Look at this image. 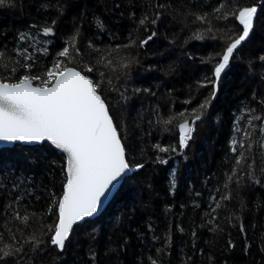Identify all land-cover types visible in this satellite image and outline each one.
I'll return each mask as SVG.
<instances>
[{
    "label": "trees",
    "instance_id": "obj_1",
    "mask_svg": "<svg viewBox=\"0 0 264 264\" xmlns=\"http://www.w3.org/2000/svg\"><path fill=\"white\" fill-rule=\"evenodd\" d=\"M41 2L14 0V7L0 9V41L6 40L11 47L17 30L56 19L50 51L54 55L73 34L74 27L79 28L78 46L83 58L77 57L78 62L71 65L78 69L84 64H97L98 55L89 47L90 43L101 48L108 45L112 52L109 58L114 63L111 69H101L107 73L102 86L103 98L118 127L129 163H142L144 167L129 174L98 218L75 227L63 251L48 243L38 252L25 246L26 255L21 264H90V250L95 252V264H146L147 257H155L156 248L162 247V241L152 239L153 234L162 237L169 226L172 244L168 254L162 257V264H181L189 256L190 264H264V188L247 182L239 189L234 184L229 190L223 188L224 174L231 167L226 154L231 155L228 144L234 117L241 115L238 109L242 110L243 104L259 111L258 101L264 97V61L259 59L264 56V13L258 9L253 33L222 73L216 99L209 105L204 119L197 122L193 138L180 155L179 148L176 154L155 150L157 143L178 145V130L172 126L165 131L157 119H167L185 108L190 111L210 95V88H201L191 105L183 103L189 99L190 86L194 88L197 81L210 75L215 59L208 63V58L218 59L224 46L219 33L217 39L211 35L201 40L193 37L205 25L194 23L191 13L211 11L207 5L215 0H50L53 5H62L59 13L52 8L42 9ZM239 3L250 6L264 0H239ZM156 11L160 12V18L150 26L149 32L139 30L141 37L151 31L157 32L156 37L142 49L134 48L131 52L121 49L117 53L116 46L127 43L128 33L137 27L132 17L138 22L141 13L152 15ZM94 17L101 18L108 31L98 32ZM212 26L215 31L223 22L213 21ZM130 55L138 63L127 69L117 67L122 57ZM254 153L259 167V149L254 148ZM157 156L167 159L168 163L159 164ZM63 163V156L47 145L0 150V235L3 236L0 247L17 241L23 244L32 233H43L41 238L47 241L50 235L47 229L56 220L54 212L46 214L48 193L62 194ZM21 176L25 178L24 183L19 189L13 188V180ZM173 179L176 187L170 190ZM16 182L20 183L18 179ZM217 188L222 192L231 191L232 199L220 201L222 207L211 213L215 204H210L209 193L219 201ZM25 189L32 195L26 196L22 203L30 214L37 215L29 227L13 221L6 229L8 214L4 206ZM197 192L200 196H196ZM181 204L185 207L181 208ZM166 206L171 208L167 214ZM20 211L23 215L24 208ZM206 213L215 217L212 223ZM230 214H234L233 220L235 215L242 217L245 232L228 223ZM149 224L154 233L149 231ZM176 225L184 231H178ZM217 225L224 229L223 233L210 231ZM229 240L234 245L231 248ZM9 264L15 261L10 260Z\"/></svg>",
    "mask_w": 264,
    "mask_h": 264
},
{
    "label": "snow or ice",
    "instance_id": "obj_2",
    "mask_svg": "<svg viewBox=\"0 0 264 264\" xmlns=\"http://www.w3.org/2000/svg\"><path fill=\"white\" fill-rule=\"evenodd\" d=\"M14 6V0H0V9ZM119 7L120 5H116V8ZM159 7L162 8L163 5ZM207 7L211 11L191 13L194 23L205 25L204 29L196 31L193 37L201 40L205 35H211L212 39H217L216 34L219 33L224 39V46L222 52L218 54V59L208 58V63L215 59L210 75H205L202 80L197 81L194 88L190 86L189 99L183 103L191 105L201 88H210V95L202 102H198V106L191 107L190 111L185 108L169 115L167 119L158 117L157 123L162 125L165 131L172 126L178 130V145L162 146L157 143L154 148L159 153L176 154L179 148V154H183V150L193 138L197 122L204 119L209 105L217 97L222 73L229 67L238 49L253 33L258 9L264 13V3H253L249 6L241 5L239 0H225L224 3L215 0V3ZM41 8H52L58 13L62 11V5H53L50 0H42ZM132 18L137 27L128 33L127 43L116 46L117 53L121 49L129 52L134 48L142 49L157 35L156 31H151L150 34L141 37L139 30L149 32L150 26L155 25L160 18L159 11L153 12L152 15L147 12L141 13L138 22L135 17ZM93 19L96 21L95 27L98 32L108 31L101 18ZM213 21L223 22V26H217L214 31ZM56 22V19H51L50 22L34 23L27 29L17 30L11 47L6 40L0 41V143L12 148L25 145L42 148L47 145L59 150L64 157L61 166L64 176L62 194L57 196L54 191L48 193L49 205L46 214L54 212L56 220L54 226L47 229L50 233L47 241L41 238L43 233L41 235L32 233L23 244L19 241L15 244H5L0 247V264H9L10 260L15 261V264H21L26 255L25 246L32 252H38L48 243L63 251L73 226L96 214L103 199L108 198L112 188L125 178L126 173L133 168L144 167L142 163L134 165L129 163L118 127L103 98L102 86L105 84L107 73L101 69H111L114 63L109 58L112 55L109 46L101 48L89 44L98 55L96 66L84 64L82 69L71 66L78 62L77 57L83 58L78 46L80 30L74 27L73 34L64 40L60 50L52 55L49 45L55 38ZM259 59L264 61V56H260ZM133 63H138V60L130 55L122 57L117 67L127 69ZM94 72L95 77L92 76ZM107 83L111 84L110 78L107 79ZM253 99L255 100V94ZM258 104L259 111L255 107L243 104L242 110L238 109L241 115L234 117L228 144L231 155L226 154V160L231 167L224 174L225 190H229L232 184L239 189L245 182L264 188V97ZM254 148L259 149V167L256 164ZM156 160L159 164L168 163L167 159L160 156H157ZM17 179L20 183L16 182ZM24 180L23 176L14 179L13 188L19 189ZM175 187L176 182L173 179L170 182V190ZM216 193L219 195V201L209 193L210 204H215L211 213H216L222 207L220 201L230 202L232 199L231 191L222 192L217 188ZM31 195L32 192L25 189L15 195L10 203L5 204L4 211L8 214L5 218L6 229L8 223L13 221H20L24 227L30 226L31 219L37 213L30 214L22 202L26 196ZM196 196H200V193L197 192ZM36 199L39 200L40 197L37 196ZM193 203L194 207H199L194 201ZM22 207L23 215L20 211ZM180 207L183 208L185 205L181 204ZM243 207L241 200V208ZM170 211L171 208L166 206L165 213ZM211 213H206L209 223L215 220ZM233 215H229L228 223L232 227H237L239 232H245L242 217L235 215L233 220ZM148 228L154 233L151 224ZM176 228L180 232L184 231L179 225H176ZM210 231L223 233L224 229L217 225L210 228ZM171 232L169 226L162 237L153 234L152 239L162 241V247L156 248L155 257H147L146 264H162V257L166 256L171 248ZM192 236H196L195 231L192 232ZM2 239L3 236L0 235V240ZM228 246L230 248L234 246L231 240L228 241ZM90 255V264H95V252L90 250ZM191 261L192 258L189 256L182 260L181 264H190Z\"/></svg>",
    "mask_w": 264,
    "mask_h": 264
},
{
    "label": "water",
    "instance_id": "obj_3",
    "mask_svg": "<svg viewBox=\"0 0 264 264\" xmlns=\"http://www.w3.org/2000/svg\"><path fill=\"white\" fill-rule=\"evenodd\" d=\"M23 147H33V146H23ZM50 148H52L53 150H55L53 147L51 146H48ZM12 146H9V145H4L2 143H0V150L2 149H11ZM57 152H59V150H55ZM60 153V152H59ZM61 154V153H60ZM62 155V154H61ZM64 158V157H63ZM137 169H133L132 171H135ZM132 171H129L128 173H126L125 175V178L121 179L118 183L115 184V187L112 188L111 190V194L108 196L107 199H103V203L102 205L100 206L98 212L96 214H94L92 217H86L84 221H80V222H77L76 225L73 226V230L75 229L76 226L78 225H83L85 222L87 221H92L96 218H98L103 212L104 210L106 209V207L109 205V203L112 201L113 197L115 196V194L118 192V190L120 189V187L122 186L123 182L125 181V179L129 176V174L132 172ZM73 231L70 233V236L72 235ZM70 238V237H69ZM69 240V239H68ZM67 242V241H66ZM55 247V246H53ZM58 250V249H57ZM60 251V250H58Z\"/></svg>",
    "mask_w": 264,
    "mask_h": 264
},
{
    "label": "rangeland",
    "instance_id": "obj_4",
    "mask_svg": "<svg viewBox=\"0 0 264 264\" xmlns=\"http://www.w3.org/2000/svg\"><path fill=\"white\" fill-rule=\"evenodd\" d=\"M130 156H131V157H130V162H131V161L133 162V159L131 160V158H133V157H132L131 154H130ZM132 164H133V163H132ZM134 164H135V163H134ZM134 164H133V165H134ZM133 169H135V168H133Z\"/></svg>",
    "mask_w": 264,
    "mask_h": 264
}]
</instances>
